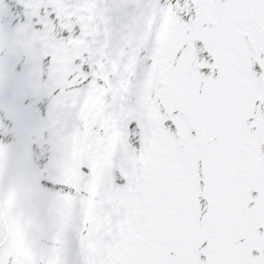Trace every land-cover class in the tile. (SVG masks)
I'll return each mask as SVG.
<instances>
[{
  "label": "snow or ice",
  "instance_id": "6c2138e0",
  "mask_svg": "<svg viewBox=\"0 0 264 264\" xmlns=\"http://www.w3.org/2000/svg\"><path fill=\"white\" fill-rule=\"evenodd\" d=\"M0 264H264V0H0Z\"/></svg>",
  "mask_w": 264,
  "mask_h": 264
},
{
  "label": "flooded vegetation",
  "instance_id": "af4514ba",
  "mask_svg": "<svg viewBox=\"0 0 264 264\" xmlns=\"http://www.w3.org/2000/svg\"><path fill=\"white\" fill-rule=\"evenodd\" d=\"M9 118H11V115L9 116ZM22 147V139H20L18 137L17 139V143L14 144L13 146H11V150L14 152L15 155V167H16V176L22 174V173H26L30 170V157L27 154L26 151H16L17 149ZM10 150L9 146H5L4 147V151L5 153H7ZM16 176H14V179L16 178ZM18 218L20 221V228L27 231L29 230L32 225H29V223L24 219L23 213L20 212L18 213Z\"/></svg>",
  "mask_w": 264,
  "mask_h": 264
}]
</instances>
